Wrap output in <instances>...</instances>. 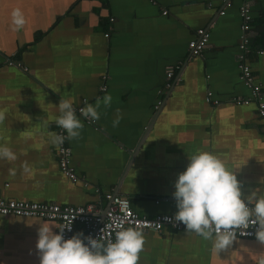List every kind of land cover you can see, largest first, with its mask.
<instances>
[{
    "label": "crops",
    "instance_id": "1",
    "mask_svg": "<svg viewBox=\"0 0 264 264\" xmlns=\"http://www.w3.org/2000/svg\"><path fill=\"white\" fill-rule=\"evenodd\" d=\"M243 4L264 97V0H0V197L105 209L113 193L148 217L252 216L245 205L264 202V119L241 78ZM199 28L210 40L193 56ZM66 104L84 107L68 137L77 182L58 161ZM115 255L117 264H264V241L128 230ZM84 258L62 247L57 221L0 215V264ZM91 264H108L103 246Z\"/></svg>",
    "mask_w": 264,
    "mask_h": 264
},
{
    "label": "built area",
    "instance_id": "2",
    "mask_svg": "<svg viewBox=\"0 0 264 264\" xmlns=\"http://www.w3.org/2000/svg\"><path fill=\"white\" fill-rule=\"evenodd\" d=\"M232 0H224L226 7ZM243 19L242 29L245 32L240 45L239 67L241 78L252 89L253 99L257 102L259 115L264 119V97L261 85L255 84L252 68L248 63L249 46L248 32L251 28V7L243 4L241 9ZM165 14L167 11L164 12ZM221 14H225L223 9ZM109 34H107L108 36ZM210 33L205 28H199L196 38L189 42L191 54L200 55L208 46ZM10 65L20 63L9 61ZM174 76L168 73V80ZM171 87V83L167 84ZM102 90L105 87L101 88ZM207 101L218 104L207 95ZM253 99L237 98V104H249ZM84 114V107L66 104L62 117L57 123V142L59 166L62 173L77 182L79 177L71 165L72 149L68 144L69 130L78 115ZM108 205L100 209L97 205H62L55 202H35L0 197V215L41 218L59 223L60 242L64 249H77L85 254L82 262L76 264H91L96 253L103 246L107 252L108 264H117L115 251L123 246L128 239V230L162 232L167 228L176 231L194 233H209L216 236H231L264 241V202L245 205L246 211L254 214L242 221H218L211 218L188 215L157 214L153 217L137 213L128 197L109 193L106 196ZM83 227V234L78 231Z\"/></svg>",
    "mask_w": 264,
    "mask_h": 264
}]
</instances>
